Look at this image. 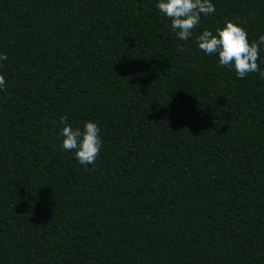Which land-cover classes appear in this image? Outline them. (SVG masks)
<instances>
[{"label":"trees","instance_id":"trees-1","mask_svg":"<svg viewBox=\"0 0 264 264\" xmlns=\"http://www.w3.org/2000/svg\"><path fill=\"white\" fill-rule=\"evenodd\" d=\"M158 2L0 0V264H264V79L196 43L256 41L264 0H211L186 41ZM65 114L101 129L95 164Z\"/></svg>","mask_w":264,"mask_h":264},{"label":"clouds","instance_id":"clouds-1","mask_svg":"<svg viewBox=\"0 0 264 264\" xmlns=\"http://www.w3.org/2000/svg\"><path fill=\"white\" fill-rule=\"evenodd\" d=\"M155 7L171 21L170 30L181 41L192 37L202 16L215 12V5L211 0H159ZM196 43L206 55H217L219 66L233 69L238 78L243 79L251 73H258L264 79V70L258 63L261 47L264 46V34L250 42L245 28L232 21H225L222 28H215V32L203 30L196 36ZM177 47L178 51H184L183 45ZM3 60H7V54L0 53V61ZM5 89L6 80L0 74V91ZM67 120L68 116L65 114L58 122L62 125V151L74 153L75 159L81 165L95 164L103 146L101 129L92 121H86L82 129H74L66 123Z\"/></svg>","mask_w":264,"mask_h":264}]
</instances>
